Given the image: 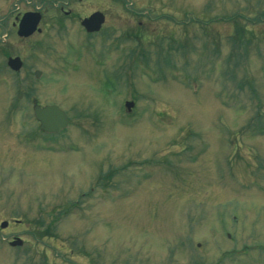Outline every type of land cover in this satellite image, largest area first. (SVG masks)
<instances>
[{"label": "rangeland", "instance_id": "1", "mask_svg": "<svg viewBox=\"0 0 264 264\" xmlns=\"http://www.w3.org/2000/svg\"><path fill=\"white\" fill-rule=\"evenodd\" d=\"M2 222L0 264H264V0H0Z\"/></svg>", "mask_w": 264, "mask_h": 264}, {"label": "water", "instance_id": "2", "mask_svg": "<svg viewBox=\"0 0 264 264\" xmlns=\"http://www.w3.org/2000/svg\"><path fill=\"white\" fill-rule=\"evenodd\" d=\"M41 15L39 13H26L19 25L18 35L20 37H30L36 32V29L40 23ZM105 21V17L101 13H95L90 18L85 19L82 25L86 28L87 32H97L101 29L102 24ZM8 66L15 72H19L23 67L22 60L17 58H10L8 60ZM134 107V103L128 102L126 108L128 111ZM34 117L40 123V128L43 132L50 135H58L62 131L66 130L69 125L68 117L66 113L57 106H47L44 108L38 107L37 103H34ZM8 223L3 222L1 228H7ZM23 245V241L17 238L11 243L12 247H20Z\"/></svg>", "mask_w": 264, "mask_h": 264}, {"label": "trees", "instance_id": "3", "mask_svg": "<svg viewBox=\"0 0 264 264\" xmlns=\"http://www.w3.org/2000/svg\"><path fill=\"white\" fill-rule=\"evenodd\" d=\"M20 85H22V88L20 87ZM25 86L22 84V83H19L18 84V89H17V94H18V97L16 98V99H18V98H20V97H22V96H24V95H28V91H26L25 92ZM25 93H27V94H25ZM28 97H29V95H28ZM16 99H15V101H16ZM20 100V99H19ZM15 101H14V104L13 105H15ZM17 104H18V100H17ZM42 134V132L39 130L37 133H36V135L37 134Z\"/></svg>", "mask_w": 264, "mask_h": 264}, {"label": "flooded vegetation", "instance_id": "4", "mask_svg": "<svg viewBox=\"0 0 264 264\" xmlns=\"http://www.w3.org/2000/svg\"><path fill=\"white\" fill-rule=\"evenodd\" d=\"M66 14V16L68 17L69 16V14L68 13H65ZM91 15V14H90ZM86 17H88V16H86ZM86 17H84V18H86ZM45 17H44V15L42 14V20H41V23L44 21L43 19H44ZM20 20H21V17H15L14 18V23L12 24L14 27L15 26H17V30H18V26H19V23H20ZM107 20V19H106ZM41 25V24H40ZM42 33V31L41 32H37L36 34H41ZM36 34H34L33 36H35ZM10 243V242H9Z\"/></svg>", "mask_w": 264, "mask_h": 264}]
</instances>
